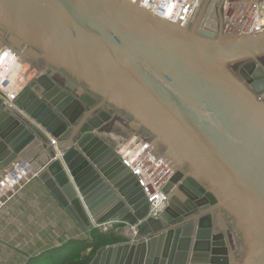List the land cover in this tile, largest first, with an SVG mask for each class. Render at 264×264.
I'll return each mask as SVG.
<instances>
[{
  "label": "water",
  "instance_id": "1",
  "mask_svg": "<svg viewBox=\"0 0 264 264\" xmlns=\"http://www.w3.org/2000/svg\"><path fill=\"white\" fill-rule=\"evenodd\" d=\"M222 17L185 27L133 0H0V49L48 71L14 106L0 98V162L33 165L84 232L131 228L90 264H264V29L232 33ZM115 116L175 169L158 217L101 134Z\"/></svg>",
  "mask_w": 264,
  "mask_h": 264
},
{
  "label": "built area",
  "instance_id": "2",
  "mask_svg": "<svg viewBox=\"0 0 264 264\" xmlns=\"http://www.w3.org/2000/svg\"><path fill=\"white\" fill-rule=\"evenodd\" d=\"M133 1L139 2L145 9L162 18L185 27L195 21L198 10L205 2V0ZM237 1L241 0H225L224 2L223 16L227 29L229 23L234 19L233 17L238 14V12L234 13L238 7L233 4ZM241 12L247 16L246 26L250 28V31L249 29L248 31L236 29L238 33H253L264 29V0H253L252 3H245ZM257 18L261 21H257ZM18 52L20 53L12 45H5L0 49V98L9 106H14V101L35 77L31 65L29 63L24 64L22 62L23 55L20 57ZM51 140L56 145V140L54 138ZM110 145L123 165L129 168L138 178L147 194L150 202L149 216L158 217L166 207L169 199V195L164 192V187L175 171L170 160L156 149L153 142L136 130L129 131L125 136ZM12 171V169L6 167L5 172L0 175L2 180L0 190L2 182L12 175ZM22 181L24 180H19V182ZM2 196L4 194L0 195V204ZM108 224L102 223L99 224V227L104 228Z\"/></svg>",
  "mask_w": 264,
  "mask_h": 264
},
{
  "label": "crops",
  "instance_id": "3",
  "mask_svg": "<svg viewBox=\"0 0 264 264\" xmlns=\"http://www.w3.org/2000/svg\"><path fill=\"white\" fill-rule=\"evenodd\" d=\"M215 1L217 0H208V10L214 8ZM245 22L246 19L243 21V26ZM26 60L36 59L30 55ZM39 64L40 62H38L36 72L34 71L35 77L48 72L44 63ZM54 77L57 79L61 77L64 83L66 81V78L59 74ZM115 127L121 128L123 134L114 129H105L101 133L110 144L133 130L132 127L131 129L125 128L120 121L115 122ZM31 150L37 155L44 153L38 147ZM23 158L20 157L19 162ZM35 169V167L32 169V173L18 189L8 190L4 196L10 191L13 194L0 204V264H28L35 256L60 247L69 240L81 239L87 234L45 185L37 177H32ZM5 170L6 167L0 162V175ZM2 193L1 189L0 195ZM116 231L124 236L125 239L123 238L122 241H128L126 234L132 233L129 227H116Z\"/></svg>",
  "mask_w": 264,
  "mask_h": 264
},
{
  "label": "trees",
  "instance_id": "4",
  "mask_svg": "<svg viewBox=\"0 0 264 264\" xmlns=\"http://www.w3.org/2000/svg\"><path fill=\"white\" fill-rule=\"evenodd\" d=\"M226 212L236 218L237 222H241V217L235 211L226 208ZM238 227L244 231L245 241L252 244L249 232L246 233L248 229L244 226ZM120 241L122 237L115 228L107 231L93 229L87 232L85 238L69 240L60 247L35 256L28 264H90L98 249Z\"/></svg>",
  "mask_w": 264,
  "mask_h": 264
},
{
  "label": "bare ground",
  "instance_id": "5",
  "mask_svg": "<svg viewBox=\"0 0 264 264\" xmlns=\"http://www.w3.org/2000/svg\"><path fill=\"white\" fill-rule=\"evenodd\" d=\"M252 2H253V0H250V1L241 0V1H237V2L233 3L234 6L238 7L237 10L234 11V13L238 12V14L236 16H234L233 17L234 19L232 20V22L229 23L228 29L230 31H232V33L233 32L238 33V31L236 29L243 30V31H246V30L248 31V29H249V31H250V28L248 26H246V22L243 26V21H244V19H246L247 16L244 13L242 14L241 10L243 9L245 3H252ZM208 11H211V10H208ZM208 14H210L208 22L211 21V23L209 22L210 24H207L208 23L207 21L205 23L207 25H210L211 27H214V28L217 27L218 28V23L213 21L215 19L213 11L209 12ZM215 15H216V13H215ZM212 17H213V19H212ZM257 21H261V20L259 18H257ZM205 23H204V25H206ZM198 24H200V23L198 22ZM255 29H257V27H255ZM255 29H253V30H255ZM18 55L21 57L23 54H21V52L20 53L18 52ZM22 57H23L22 62H24V64H27V63L31 64L30 61H28L24 58L25 57L24 55ZM32 169H34L33 165H32ZM32 169L29 167L18 168L17 172L15 174H12L9 177L5 178L4 181L2 182V187H1L2 192H3L2 194H6L8 192V190L14 189L18 185L20 186L23 183V181L19 182V180L27 179L29 177V175L32 173V171H33Z\"/></svg>",
  "mask_w": 264,
  "mask_h": 264
},
{
  "label": "rangeland",
  "instance_id": "6",
  "mask_svg": "<svg viewBox=\"0 0 264 264\" xmlns=\"http://www.w3.org/2000/svg\"><path fill=\"white\" fill-rule=\"evenodd\" d=\"M208 3V2H207ZM206 4L204 3V5H202L201 7H200V9L198 10V13H197V15H196V18H195V21L198 23H200V24H198V25H202V24H204L206 21L208 22V20H209V15L210 14H208L209 12H212L213 11V13H214V22H217V23H219V20H218V15L216 14L215 15V12H214V10L213 9H211V11H208V6H205ZM204 12V13H203ZM224 14V13H223ZM204 18V19H203ZM212 19H213V17H212ZM222 19H224V16L222 17ZM210 23H211V21H209ZM207 23V24H210V23ZM213 23V22H212ZM206 24V23H205ZM206 24V26H210V25H207ZM224 24H225V26H226V22H225V19H224ZM214 28V27H213ZM226 28V27H225ZM66 76V75H65ZM68 77V76H67ZM66 78V77H65ZM116 121H120V122H122L123 123V125H125V128H127V129H131V127L128 125V124H126L124 121H122L120 118H118L117 116H115V122ZM109 127H108V130L109 129H114L116 132H118V133H121V128H116L115 127V123L114 122H111L109 125H108ZM130 127V128H129ZM121 134H123V133H121ZM125 136V135H124ZM161 150V152H162V154H164V153H166V152H164L162 149H160ZM186 169V168H185ZM187 170V169H186ZM123 228V226H117V228ZM116 229V228H115ZM119 234V233H118ZM120 235V234H119ZM86 236H87V234H86ZM85 236V237H86ZM85 237H83V238H85ZM122 237V239L124 238V236H121ZM125 239V238H124ZM120 242H122V241H120Z\"/></svg>",
  "mask_w": 264,
  "mask_h": 264
},
{
  "label": "flooded vegetation",
  "instance_id": "7",
  "mask_svg": "<svg viewBox=\"0 0 264 264\" xmlns=\"http://www.w3.org/2000/svg\"><path fill=\"white\" fill-rule=\"evenodd\" d=\"M220 5V4H219ZM218 4L215 6V8H214V12L218 15V20H220V18L223 16V10H222V8L220 9V6H219ZM234 70H236V68L235 67H233V66H231ZM98 101H99V99H98ZM102 109H106V110H108V111H110L111 112V114H114V115H116V114H119L120 116H125V115H128V112H126V111H124V110H122V109H119V108H116L114 105H112V104H107L105 107H103ZM100 110H97V112H95L94 114H97L98 112H99ZM130 114V113H129ZM111 122H114L115 123V119L113 120V121H111ZM110 122V123H111ZM109 123V124H110ZM108 124V125H109ZM106 126V129H108V127L109 126ZM143 126V125H142ZM146 129H147V127H145ZM252 261V260H251ZM250 261V262H251ZM239 264H247V262H244V263H241V262H238ZM250 264H253L252 262L250 263Z\"/></svg>",
  "mask_w": 264,
  "mask_h": 264
}]
</instances>
